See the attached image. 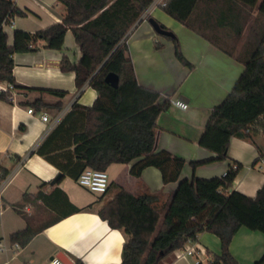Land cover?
I'll use <instances>...</instances> for the list:
<instances>
[{
    "label": "crops",
    "instance_id": "crops-1",
    "mask_svg": "<svg viewBox=\"0 0 264 264\" xmlns=\"http://www.w3.org/2000/svg\"><path fill=\"white\" fill-rule=\"evenodd\" d=\"M14 3L24 14L14 15L0 25L5 43L10 46L15 43L17 31L34 35L60 24L65 13V4L60 0H14ZM149 17L173 32L188 64L176 58L173 41L156 33L148 22ZM52 32L30 41L32 49L13 53V77L18 84L29 89L12 90L11 100L0 99V165L9 169L10 174L0 195V240L7 246L5 251H0V264H49L50 258L56 254L65 255L75 264H78L77 259L81 264H118L123 234L110 228L97 210L113 198L119 187H123L133 194L155 193V205L163 214L177 181L162 183L160 172L154 166H147L139 176H134L129 172L132 160L127 164H110L105 169L111 175L109 186L105 192L98 193L79 185L67 173H60L56 165L40 154L30 152L64 117V127L71 126L72 129L61 130L47 142L51 151L70 150L80 155L87 145L95 144L102 125L100 116L89 109L96 91L87 84L78 88L75 83L72 67L80 63L82 52L71 27L66 25L58 46V33ZM126 43L140 85L158 91L160 104L169 103L171 98L188 103L186 109L169 103L167 109L157 116L155 150H168L185 159L181 178L221 176L230 163H240L241 167L227 191L240 205L248 202L264 184V167L259 169L256 165L258 155L264 152V134L255 132L251 138L232 136L227 157L222 160L211 159L214 153L197 143L211 109L230 91L243 64L172 18L160 4L147 7L144 16L142 14L128 32ZM49 90L66 93L60 96ZM34 99L41 101L32 104ZM74 104L78 107L72 110ZM83 106L86 108H81ZM28 108L33 109L31 113ZM81 111L84 120L86 118L84 126L79 121ZM43 112L48 116L45 122L39 117ZM204 159L210 160L195 167L190 164ZM78 160L74 158V162ZM58 174L60 176L54 183H48ZM43 182L47 183L41 185ZM54 186L81 210L56 222H52L58 215L55 211L42 213L45 217L39 222L46 226L24 246L14 249L9 234L26 226L18 211L27 215L34 212L36 206L33 203L37 207L42 203L39 199L33 202L30 199L32 194L38 189L49 192ZM6 210H12L11 215H5ZM187 245L188 241L182 248L175 249L169 254L170 260L163 259V264L205 263L220 251L218 237L208 231L199 233L195 241V245L203 250L199 257L195 254L175 256L176 251ZM229 249L238 264H253L264 254V234L241 226L233 235Z\"/></svg>",
    "mask_w": 264,
    "mask_h": 264
},
{
    "label": "trees",
    "instance_id": "trees-1",
    "mask_svg": "<svg viewBox=\"0 0 264 264\" xmlns=\"http://www.w3.org/2000/svg\"><path fill=\"white\" fill-rule=\"evenodd\" d=\"M60 1L65 4L60 24L34 35L17 31L13 46L5 43V34L0 30V84L10 86L7 91H0V99L10 100L12 90L29 89L13 77V53L32 49L30 41L53 34V30L58 33V46L60 36L69 25L82 52L80 63L72 67L75 83L78 88L87 84L96 91L89 109L100 116L102 125L95 144L87 145L80 155L70 150L51 151L47 142L61 130L72 129L64 127V117L30 152L40 154L56 165L60 173L65 172L75 179L85 167L105 170L110 164H127L134 160L129 169L134 176H139L143 168L154 166L160 172L162 183L177 181L161 219L162 209L155 205V193L133 194L123 187L97 210L110 228L123 234L118 264H163V259L170 260V253L182 248L188 240L196 241L203 231L218 237L220 251L205 263L198 261L197 264H238L229 249L238 228L243 226L264 234V184L254 197L240 205L227 191L240 163H230L225 175L181 178L185 159L168 150H155L156 118L169 103L160 104L158 91L138 83L126 43L128 32L153 0ZM162 8L186 28L243 64L230 91L211 109L197 140L200 147L214 153L211 159H225L232 136L251 138L255 132L264 134V0H164ZM22 14L14 0H0V25ZM166 37L174 43L176 58L188 64L176 36ZM108 72L117 74V87L105 81ZM49 92L60 96L66 93L63 90ZM40 101L34 99L32 104ZM77 107L74 104L72 110ZM80 115L79 121L84 126L86 118L84 120L82 111ZM75 157L79 159L77 162H74ZM209 160L190 164L195 167ZM232 164L236 165L235 169ZM8 173L9 169L0 165V180ZM23 198L26 200L27 195ZM30 199L33 202L39 199L42 204L37 207L33 203L36 209L29 215L18 211L26 226L10 233L9 240L19 246H24L46 226L40 225L38 214L55 211L58 215L52 222H56L81 210L57 186L49 192L38 189ZM77 263L81 261L77 259ZM253 264H264V254Z\"/></svg>",
    "mask_w": 264,
    "mask_h": 264
},
{
    "label": "built area",
    "instance_id": "built-area-1",
    "mask_svg": "<svg viewBox=\"0 0 264 264\" xmlns=\"http://www.w3.org/2000/svg\"><path fill=\"white\" fill-rule=\"evenodd\" d=\"M153 4H160L161 6L164 4V0H153L151 2V5ZM144 16V13H143ZM9 87L6 85L0 84V91H7ZM13 94L9 95L10 100L12 99ZM169 103L180 108V109H186L188 106V103L179 99V98H171L169 99ZM32 108H28V112H32ZM40 119L42 121H47L48 116L46 113L40 114ZM256 165L259 169L264 167V152L260 153L256 159ZM233 169L236 168L235 164H232L231 166ZM226 171H223L222 175H225ZM10 178V174L6 175L0 180V195L2 193L3 187L8 182ZM76 182L87 188L90 191L103 193L106 191L108 187V175L105 170L102 169H95L91 167H85L77 176ZM189 245L185 246V248L180 249L176 251L175 256L178 257H184L186 254H195L197 257H199L201 254H203V250L200 247H197L195 245V241L188 240ZM13 248L17 249L19 248V244L17 242H13ZM7 249V246L4 241L0 240V251H5ZM49 264H66L64 263L60 258L56 256H52L49 260Z\"/></svg>",
    "mask_w": 264,
    "mask_h": 264
},
{
    "label": "water",
    "instance_id": "water-1",
    "mask_svg": "<svg viewBox=\"0 0 264 264\" xmlns=\"http://www.w3.org/2000/svg\"><path fill=\"white\" fill-rule=\"evenodd\" d=\"M148 22L151 24L152 28L154 29V31L160 35H164V36H173V32L168 29V28H164L160 25V23L152 18V17H149L148 18ZM100 67H98L99 69ZM97 69V70H98ZM105 81L108 82L111 86L113 87H117V84H118V76L116 73L114 72H108L106 75H105ZM60 174L56 175V177H54V179L51 181V183H54L58 178H59ZM56 257L60 258L64 263L66 264H75V263H71L70 260L64 255V256H61L60 254H56L55 255Z\"/></svg>",
    "mask_w": 264,
    "mask_h": 264
},
{
    "label": "rangeland",
    "instance_id": "rangeland-1",
    "mask_svg": "<svg viewBox=\"0 0 264 264\" xmlns=\"http://www.w3.org/2000/svg\"><path fill=\"white\" fill-rule=\"evenodd\" d=\"M240 43H241V40L239 41V45H240ZM239 45H238V46H239ZM107 175H108V180H110V178H111L110 176H111V175L109 174V172H107ZM11 211H12V210H6V211H5V215H11V214H10ZM32 213H34V212H32ZM32 213H31V214H32ZM40 214H41V213H40ZM40 214L37 215V220H38V222L41 221V219H43V218L45 217V215L41 214V215H42V216H41ZM160 214H161V213H160ZM161 216H162V214L160 215V219H161ZM160 221H161V220H160ZM159 223H160V222H159ZM159 223H158V227H159ZM5 238H6V237H5Z\"/></svg>",
    "mask_w": 264,
    "mask_h": 264
}]
</instances>
